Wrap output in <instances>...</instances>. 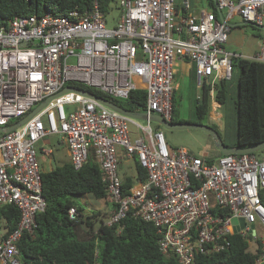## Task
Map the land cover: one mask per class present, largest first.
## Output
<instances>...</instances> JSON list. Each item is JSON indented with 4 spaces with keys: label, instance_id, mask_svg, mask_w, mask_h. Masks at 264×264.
I'll use <instances>...</instances> for the list:
<instances>
[{
    "label": "built area",
    "instance_id": "obj_1",
    "mask_svg": "<svg viewBox=\"0 0 264 264\" xmlns=\"http://www.w3.org/2000/svg\"><path fill=\"white\" fill-rule=\"evenodd\" d=\"M214 1L223 21L211 10L191 14L188 0L180 11L176 0H118L113 28L106 27V13L97 5L83 13L73 9L66 15L14 17L0 26V126L75 84L117 99L144 90L143 112L170 121L179 60L193 65L197 88L209 86L217 119L215 84L232 78V59L240 57L224 46L229 18L238 14L263 26L264 0ZM250 59L264 63V38ZM135 121L95 98L66 91L21 126L0 133V206L19 211L16 227L0 231V264H22L17 243L32 233L36 216L46 208L37 142L50 134L60 135L75 169L91 156L96 160L114 205L107 225L120 227L128 213L151 222L160 252L173 253L179 264H195L199 254L221 253L229 247L231 233L248 235L258 249L254 264H264V150L209 161L172 148L159 124L153 129L149 120L146 125ZM130 124L139 132L133 139ZM119 149L125 158L136 159L145 175L126 194ZM69 215L75 217L74 208Z\"/></svg>",
    "mask_w": 264,
    "mask_h": 264
},
{
    "label": "trees",
    "instance_id": "obj_2",
    "mask_svg": "<svg viewBox=\"0 0 264 264\" xmlns=\"http://www.w3.org/2000/svg\"><path fill=\"white\" fill-rule=\"evenodd\" d=\"M114 2L116 0H0V26H5L16 16L44 13L66 15L73 9L83 13L93 9L95 5L107 13ZM206 2L217 16L214 0ZM232 65L233 73H237L233 101L236 134L231 144L221 141L228 148H247L264 141V63L234 57ZM74 86L108 99L126 110H145L144 90H133L126 98L117 99L85 85ZM229 88L230 83L225 80L215 84V99L220 104L226 101ZM177 101V91L174 89L171 123L184 122L176 118ZM210 109L209 86L204 85L201 95L195 98L193 114L197 119H202L209 114ZM212 128L217 131L215 126ZM134 166L133 176H122L124 194L133 184L134 177L137 180L145 178L136 159ZM42 194L46 201L45 210L36 216V227L32 233H24L17 243L22 264H179L173 253L164 255L160 252L159 235L151 222L128 213L120 227L106 224L114 205L108 199L101 170L93 156L80 169H75L68 161L50 171L42 172ZM86 195L104 200L108 206L107 212L87 208L80 201ZM260 199L264 205V189L260 193ZM70 208L75 209L74 218L69 215ZM18 220L19 211L16 207L0 206V231L10 232L16 227ZM249 240L248 235L231 233L230 245L226 250L221 253L199 254L195 264H212L215 261L254 264L258 249L250 251Z\"/></svg>",
    "mask_w": 264,
    "mask_h": 264
},
{
    "label": "rangeland",
    "instance_id": "obj_3",
    "mask_svg": "<svg viewBox=\"0 0 264 264\" xmlns=\"http://www.w3.org/2000/svg\"><path fill=\"white\" fill-rule=\"evenodd\" d=\"M189 2H191V11L194 15H197L202 8L208 9V3L206 0H189ZM119 13L120 10L118 8V0H116V2L112 4L111 9L105 14V25L107 28H113L117 25ZM243 22L244 21L240 15H231L229 19V24L232 25L231 30L233 29L234 33L237 34V36L239 35V37L237 38L238 41L236 47L226 44L224 46L226 49L241 53V55L247 59H250L256 51V44L261 40V38H264V30L258 29L253 24ZM187 78L188 79H185V81H183L182 78L179 80L180 86L177 92L178 101L176 118L178 120H183L184 122L201 124L210 127L215 126L220 135V139L227 144H231L234 141L236 134V122L233 108V101L235 99V85L234 88L228 89L226 101L220 104V107L217 109V111L221 112L222 114L220 119H212L209 114L202 119H197L193 114V104L195 102V98L199 95L200 90H196L193 86V82H191V79L189 77ZM233 83L235 84L234 81ZM135 120V122L140 125L147 124V121L139 119ZM16 121L17 120H12L11 123ZM219 122L221 123V128L219 127ZM150 125L153 127V129L157 126V124L154 122H150ZM129 128L131 132V138L133 139L138 133L135 131V126L130 124ZM163 130L167 136L166 140L170 146L183 148L194 155H204L205 157L213 156L214 153H217L218 151L210 133L204 129L185 128L172 130L163 128ZM119 151L121 153V166L119 167V174L124 176H133L135 174L134 160L131 158H125L122 149H119ZM80 201L81 203L86 204L87 208L98 209L101 212H107L108 206L104 200H96L86 195ZM2 231L3 230H1V232ZM249 249L250 251H253L255 249L254 244L249 243Z\"/></svg>",
    "mask_w": 264,
    "mask_h": 264
},
{
    "label": "water",
    "instance_id": "obj_4",
    "mask_svg": "<svg viewBox=\"0 0 264 264\" xmlns=\"http://www.w3.org/2000/svg\"><path fill=\"white\" fill-rule=\"evenodd\" d=\"M214 3H215V6L217 7V4L215 1H214ZM217 13L219 15V20L223 21L221 10H219L218 8H217ZM243 23H249V22L244 21ZM254 26L257 27L258 29L264 30V25L263 26L254 25ZM66 91L81 92L86 96H89V97H92V98L99 100L105 106H107V107H109V108H111V109H113L119 113H122L124 115H127V116L135 118V119L143 120V121L149 120L151 122L159 124L164 129H172V130H174V129H185V128L204 129L210 133L216 148L218 149L219 153L222 155L253 153V152H258V151L264 150V141L259 143V144L254 145V146L247 147V148H240L238 146L228 148L222 143L220 136L218 135V132L210 126L195 124V123H189V122L171 123L170 121L165 120L160 115H157V114L147 115L146 112L129 111V110H126L124 108H121L120 106L116 105L115 103H113L112 101H110L108 99L96 96V95H94L88 91H82L80 89H76L73 87H64L59 92L45 98L41 103H39L36 107H34L30 112H28L21 119L17 120L14 123L6 125V126H0V133L9 132V131L14 130L15 128L21 126L29 118H31L33 115H35L40 109H42L48 103L49 100H51L52 98H54L56 96L63 94ZM239 221H240V226L243 227L245 224L243 219H239ZM234 231H235V228H234Z\"/></svg>",
    "mask_w": 264,
    "mask_h": 264
},
{
    "label": "crops",
    "instance_id": "obj_5",
    "mask_svg": "<svg viewBox=\"0 0 264 264\" xmlns=\"http://www.w3.org/2000/svg\"><path fill=\"white\" fill-rule=\"evenodd\" d=\"M182 1L183 0H176V8L178 9V11H180V9H181ZM189 6H190L189 12L192 14L191 2H189ZM203 10H210V9L209 8L208 9L202 8L200 10V12L197 15H195V16L200 15ZM217 17L219 19L218 13H217ZM231 28H232V25H231ZM238 37H239V35L237 36V34L234 33L233 29L230 30L229 37H228L227 42L225 44L226 45H232L233 47H236V44H237V41H238L237 40ZM259 42L256 44V51L258 50ZM228 51H230V52H232V53H234V54H236L238 56L240 55V57L246 58L243 55H241V53H237V52H235L233 50L232 51L228 50ZM256 51H255V53H256ZM187 77H189L191 79V82H193V86L195 87V89L196 90H200V93H201L202 89H199L196 86L195 73H194L193 65L187 60H179V61H177L176 75H175V90L177 92H178V89H179V86H180L179 85L180 78H182L183 81H185V79H188ZM233 81L236 84V81H237V73L236 72L233 73L232 78L228 81L230 83L231 89L234 88V85H235L233 83ZM209 115H210L211 118L214 115H216V113L214 112L212 107L210 109ZM218 115H220V116L217 118V120L221 118V116H222L221 112H217V116ZM214 118L215 117H213L212 119H214ZM219 124H220L219 127L221 128V123L219 122ZM135 131H137V130L135 129ZM163 132H164V130H163ZM137 133H139V132L137 131ZM164 135L167 138L165 133H164ZM171 147L172 148H178V147H174V146H171ZM48 148L51 150L50 154H47L45 152V150L48 149ZM37 151H38L37 155H38V160H39L41 172L50 171V170L54 169L55 167L60 166L63 163L69 161L68 149H67L65 143L63 142V140L61 139V137L58 134L46 135L42 139H40L37 142ZM219 154H220L219 151H217V153H214L213 156H210V157H205L204 155L203 156L205 158H207V159H213V158L217 157ZM120 159H121V153H120ZM120 166H121V163H120L119 167ZM122 176H124V175H121V177ZM135 179H136V177L133 178V180H135Z\"/></svg>",
    "mask_w": 264,
    "mask_h": 264
}]
</instances>
